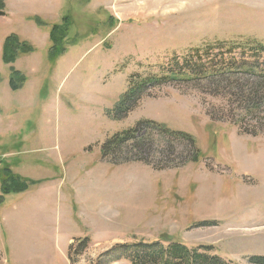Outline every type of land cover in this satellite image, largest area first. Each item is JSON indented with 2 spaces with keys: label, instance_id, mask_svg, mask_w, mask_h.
I'll return each mask as SVG.
<instances>
[{
  "label": "rangeland",
  "instance_id": "374dc122",
  "mask_svg": "<svg viewBox=\"0 0 264 264\" xmlns=\"http://www.w3.org/2000/svg\"><path fill=\"white\" fill-rule=\"evenodd\" d=\"M4 13L0 168L28 190L0 199V264H130L109 251L156 240L213 247L232 264L264 257V134L212 122L215 100L178 83L149 87L125 120L107 116L132 76L160 74L174 56L218 42L264 43V0H5ZM9 36L34 49L14 64L26 78L18 91L2 58ZM143 120L191 134L204 158L167 168L188 148L153 136L143 156L161 169L101 158L108 138ZM55 185L79 188L77 219L68 220Z\"/></svg>",
  "mask_w": 264,
  "mask_h": 264
},
{
  "label": "trees",
  "instance_id": "16d2710c",
  "mask_svg": "<svg viewBox=\"0 0 264 264\" xmlns=\"http://www.w3.org/2000/svg\"><path fill=\"white\" fill-rule=\"evenodd\" d=\"M4 10L5 0H0V16L5 14ZM68 21V18H64L62 24L65 25ZM38 22L40 23L39 19ZM60 34L61 26H54L50 35L51 40L57 42ZM33 52V47L21 42L17 36L6 38L2 58L3 62L10 66V88L13 91H18L26 80L14 68V64L20 55ZM166 83L191 86L205 99L215 100L216 103H211L207 108V115L212 122L233 125L247 136L258 137L264 134V43L254 39L218 42L193 49L183 56H174L162 68L160 74L132 76L127 92L117 106L107 112V116L116 121L125 120L140 106L149 87ZM149 136L160 140L166 139L174 150L176 149L175 151L178 147L188 148L187 156L182 158V161L178 158L170 161L167 168H180L190 162L198 163L204 158L197 147L195 137L191 134L170 129L165 124L151 120L140 121L135 127L108 138L101 146L102 158L110 160L115 165L120 164L119 160H124L143 162L156 170L161 169L163 167L159 163H153L149 160L150 157L143 156L154 144L148 139ZM124 148L132 149L120 157L117 156L116 152ZM125 154L127 157H122ZM0 184L2 185L0 199L3 195L28 190L26 186L28 183L13 175L11 169L5 167L0 168ZM109 253L115 260H126L130 264H232L217 255L213 247L191 248L175 241L118 244ZM249 262L264 264V257H253Z\"/></svg>",
  "mask_w": 264,
  "mask_h": 264
},
{
  "label": "crops",
  "instance_id": "0c3cea01",
  "mask_svg": "<svg viewBox=\"0 0 264 264\" xmlns=\"http://www.w3.org/2000/svg\"><path fill=\"white\" fill-rule=\"evenodd\" d=\"M87 149H85L86 152H88ZM55 188H56V192L65 199V205H66L65 210L67 211L66 214L68 220H75V218L77 219V211L73 208L71 209V206L73 205L76 208L78 206L77 200L79 199V188L77 187V185H55Z\"/></svg>",
  "mask_w": 264,
  "mask_h": 264
}]
</instances>
